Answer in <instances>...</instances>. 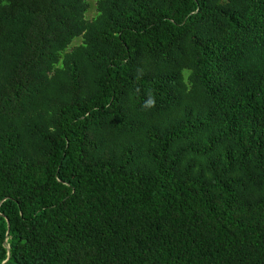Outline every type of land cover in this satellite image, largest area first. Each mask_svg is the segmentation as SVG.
Instances as JSON below:
<instances>
[{
    "label": "trees",
    "instance_id": "16d2710c",
    "mask_svg": "<svg viewBox=\"0 0 264 264\" xmlns=\"http://www.w3.org/2000/svg\"><path fill=\"white\" fill-rule=\"evenodd\" d=\"M88 7L0 0V264H264V0Z\"/></svg>",
    "mask_w": 264,
    "mask_h": 264
},
{
    "label": "rangeland",
    "instance_id": "374dc122",
    "mask_svg": "<svg viewBox=\"0 0 264 264\" xmlns=\"http://www.w3.org/2000/svg\"><path fill=\"white\" fill-rule=\"evenodd\" d=\"M87 2L89 4V7H88V10L86 12V17L91 18L96 13V2H97V0H87ZM80 40H81L80 37L74 38L72 40V42L70 43L69 47L78 44L80 42Z\"/></svg>",
    "mask_w": 264,
    "mask_h": 264
}]
</instances>
